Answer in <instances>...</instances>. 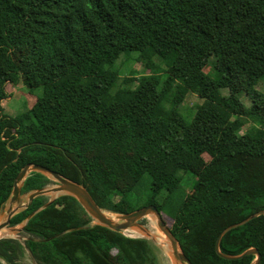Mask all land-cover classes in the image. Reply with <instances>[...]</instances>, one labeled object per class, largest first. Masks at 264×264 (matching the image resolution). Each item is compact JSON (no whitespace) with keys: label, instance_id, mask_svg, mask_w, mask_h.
I'll return each instance as SVG.
<instances>
[{"label":"trees","instance_id":"trees-1","mask_svg":"<svg viewBox=\"0 0 264 264\" xmlns=\"http://www.w3.org/2000/svg\"><path fill=\"white\" fill-rule=\"evenodd\" d=\"M128 53L148 73L120 77L114 67ZM21 77L40 92L17 116L0 113V211L29 163L120 213L135 210L130 198L147 175L151 194L141 207L155 205L172 221L192 264H252L255 255L229 260L215 245L226 227L264 210V95L255 88L264 79V0H0V104L7 83ZM176 83L208 104L189 121L168 104ZM242 116L252 119L244 133ZM50 182L31 172L21 194ZM47 201L36 197L10 226ZM61 205L24 227L39 264H158L150 240L86 224L91 218L72 196ZM76 210L83 220L77 214L75 228L56 229ZM17 246L0 240V257L17 264ZM219 247L227 255L257 248L264 264V215L225 234Z\"/></svg>","mask_w":264,"mask_h":264},{"label":"rangeland","instance_id":"rangeland-1","mask_svg":"<svg viewBox=\"0 0 264 264\" xmlns=\"http://www.w3.org/2000/svg\"><path fill=\"white\" fill-rule=\"evenodd\" d=\"M154 59L155 61H157L158 58H154ZM215 64H216V58L214 56L210 57L209 65L206 68L207 73L209 74L215 73L214 71ZM114 68L118 70L120 77H124L128 75L141 76L143 73H148L147 70H144L142 63L138 58V53H130V55L128 53L126 55H122V57H120V59L117 60V63ZM92 83H93V80L91 79L79 80V84H92ZM181 85H179V83H176L174 85L173 92L169 95L167 101H168V104L170 105L171 103L175 104L177 108L180 110V112L183 114V116L189 121L193 118L194 114L196 113L199 107H203L208 104L206 103V101L201 99L196 94H193L185 90ZM255 88L264 95V79L260 80L255 86ZM39 92L40 90H33L27 87L24 83L23 77H21L19 82L16 84L7 83L5 87L6 100H3L2 103L0 104V113L2 115H6L10 117L17 116L18 114L26 111L33 105V103L36 101V96L37 94H39ZM240 98L246 107L251 106V98L245 92H241ZM241 119L245 123L244 127L241 129V133H244L249 127L250 123L252 122V119L250 117L248 118L247 116L246 117L242 116ZM211 162H212V159L208 157L207 155H204V164L207 165V164H210ZM201 168H202V165L197 164V166H194L192 168V171L197 172ZM185 177L187 179L186 186L188 187L189 184L193 181V175L191 173H188L185 175ZM51 180L52 182L47 184L45 187H52L56 184V182L53 179ZM150 194H151L150 178L149 176L145 175L140 193L132 195V197L130 198L131 207L135 210L141 208V206L143 205L144 202H146ZM65 196H69V195L55 196L52 193L45 195V197H47L48 200H53L54 201L53 203H56L58 207L62 206L61 198ZM162 197H163V193L159 196V199H162ZM22 202L24 203L27 202V194H24L22 196ZM104 212L108 216L126 214V213H120V212H111L109 210H104ZM77 214L79 215V219L83 220L82 215L80 214L79 210H76V212L67 211V215L69 217L68 223L65 224V222L62 221L61 223H58L56 229L67 231L72 228H75L73 227V225L76 224L75 220L76 221L79 220L78 217L76 216ZM4 216H5V213L2 215L0 214L1 221L5 218ZM89 217L91 218V220L86 224L96 223V221L93 220L90 215ZM149 218L150 216L145 218V220L143 221V225L146 227L148 231L151 232ZM165 221L169 225L172 222L169 218L168 219L165 218ZM24 227L25 226H23V224L10 226L8 228V230L10 229L8 231L9 236H1L0 240L15 239L18 241L17 254L14 258L15 263L17 264H39L36 261V259L33 257V255L30 253V251L26 248V245H25L26 240H28L29 238H35V237H33L32 234L25 232ZM156 228H157V232L162 235L158 227ZM125 233L129 234L130 232H125ZM132 235L135 237H142V235L145 236L144 233H141V231H138L137 229L132 233ZM156 237L157 236H152L149 238V240L153 243V245L156 248L157 256H158V264H177L175 263L173 258H170L168 256V253H166L168 252L166 251V246L164 250L163 247L159 243L156 242ZM0 264H12V263L7 262L6 260L0 257Z\"/></svg>","mask_w":264,"mask_h":264},{"label":"water","instance_id":"water-1","mask_svg":"<svg viewBox=\"0 0 264 264\" xmlns=\"http://www.w3.org/2000/svg\"><path fill=\"white\" fill-rule=\"evenodd\" d=\"M41 172L48 176L50 179H53L56 184L52 187H44L41 189L33 190L27 193V202H22L21 189L24 184L26 178L30 175L31 172ZM54 194L55 196L59 195H69L75 198L78 203L83 207V209L92 217L93 220L96 221L94 224H99L104 227H107L113 231L122 232L126 236L135 237L132 235L136 229L144 233L145 236L138 238H146L149 240L150 237L153 236L150 231L146 229L143 225V220L148 216L153 217L156 220V226L159 231L164 235L166 241L168 242L169 251L171 257L177 264H192L189 258L182 251L178 240L175 238L174 234L167 226L161 212L157 209L155 205H147L141 207L137 210H134L130 213L126 214H118L116 216H108L104 212L105 209L100 208L96 202L89 195L87 190L80 184L65 178L59 173L52 171L51 169L44 167L39 164L29 163L23 167V169L19 172L17 177L14 180L12 192L10 194L9 200L1 207L0 214L5 213V218L0 222V232L6 228L10 227L11 219L14 215H16L19 211L28 208L32 201L38 196H45L47 194ZM54 201L49 200L47 203L43 205V208L49 207ZM33 212L26 220L23 226L27 225L28 220L34 215ZM264 215V210L258 211L244 220L232 224L226 227L219 235L216 241L215 249L216 252L225 259H238L246 255H255L256 258L252 262V264H260L261 262V254L257 248L247 249L240 255H227L223 254L220 251V241L222 237L230 232L233 229H236L242 225L247 224L251 220ZM125 232H130L129 234Z\"/></svg>","mask_w":264,"mask_h":264},{"label":"bare ground","instance_id":"bare-ground-1","mask_svg":"<svg viewBox=\"0 0 264 264\" xmlns=\"http://www.w3.org/2000/svg\"><path fill=\"white\" fill-rule=\"evenodd\" d=\"M113 216V215H112ZM150 229H151V234H153V236H157L156 237V242L157 243H159L162 247H163V249L165 250V246H166V251H168V252H166V253H168V256L170 257V258H172L171 257V254H170V251H169V247H168V242L166 241V239L164 238V236H162L160 233H158L157 232V226H156V220L153 218V217H151L150 216ZM1 221V220H0ZM10 230V229H9ZM8 228H6V229H4L1 233H0V237L1 236H9V234H8ZM133 233V232H132ZM12 234V233H11ZM136 234V233H135ZM17 237V236H16ZM18 238V237H17ZM24 238V237H23ZM22 238V239H23ZM172 260V259H171Z\"/></svg>","mask_w":264,"mask_h":264},{"label":"crops","instance_id":"crops-1","mask_svg":"<svg viewBox=\"0 0 264 264\" xmlns=\"http://www.w3.org/2000/svg\"><path fill=\"white\" fill-rule=\"evenodd\" d=\"M49 201V200H48ZM53 204V203H52ZM45 209H47V208H43V206H41L38 210H36V211H34V213H42V212H44L45 211ZM24 223H25V221H23L22 223H20V224H23L24 225ZM94 223H92V224H90V226L91 225H93ZM19 225V224H18Z\"/></svg>","mask_w":264,"mask_h":264}]
</instances>
